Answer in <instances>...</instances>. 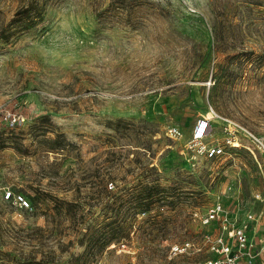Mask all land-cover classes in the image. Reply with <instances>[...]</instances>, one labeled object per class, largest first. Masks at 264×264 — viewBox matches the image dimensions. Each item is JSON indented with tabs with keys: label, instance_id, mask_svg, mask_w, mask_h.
Segmentation results:
<instances>
[{
	"label": "rangeland",
	"instance_id": "obj_1",
	"mask_svg": "<svg viewBox=\"0 0 264 264\" xmlns=\"http://www.w3.org/2000/svg\"><path fill=\"white\" fill-rule=\"evenodd\" d=\"M60 2L0 0V264H196L237 228L264 262V0H87L84 41L147 7L163 47L45 82L22 37Z\"/></svg>",
	"mask_w": 264,
	"mask_h": 264
},
{
	"label": "clouds",
	"instance_id": "obj_2",
	"mask_svg": "<svg viewBox=\"0 0 264 264\" xmlns=\"http://www.w3.org/2000/svg\"><path fill=\"white\" fill-rule=\"evenodd\" d=\"M149 2L155 6V0ZM87 10V0H62L55 6L53 23L47 33L22 37L28 43V57L43 65L49 73L45 82L78 71L84 63L95 77L102 75L107 80L116 63L134 62L137 53L159 52L163 47L158 37L164 25L150 8L143 10L138 27L133 29L117 22L104 29L106 38L86 42L77 29L87 24ZM100 99L105 103L114 102L105 95Z\"/></svg>",
	"mask_w": 264,
	"mask_h": 264
},
{
	"label": "built area",
	"instance_id": "obj_3",
	"mask_svg": "<svg viewBox=\"0 0 264 264\" xmlns=\"http://www.w3.org/2000/svg\"><path fill=\"white\" fill-rule=\"evenodd\" d=\"M8 116L11 117V120L14 122L16 118L14 115L8 113ZM203 126V127H202ZM210 130V120L206 116H201L198 118L194 124L192 130V140L195 142H200L203 140ZM169 132L173 135H179V131L172 128L169 129ZM222 147L219 144H207L204 148V154L206 157H215L222 153ZM110 189H113V186H109ZM11 192L8 190L4 193V198H9ZM16 202L20 206H28V202L21 195L13 196ZM219 204L212 207L207 212V218H219ZM231 234L236 237V247L232 248L230 244L225 242L222 238L216 239L212 242L211 249L217 252L219 255L207 258L202 261L197 262L196 264H264L260 262L261 251L252 249L249 244L247 237L244 233L243 228H237L234 232L232 230ZM264 249V246H263Z\"/></svg>",
	"mask_w": 264,
	"mask_h": 264
},
{
	"label": "bare ground",
	"instance_id": "obj_4",
	"mask_svg": "<svg viewBox=\"0 0 264 264\" xmlns=\"http://www.w3.org/2000/svg\"><path fill=\"white\" fill-rule=\"evenodd\" d=\"M208 117H210V116H208Z\"/></svg>",
	"mask_w": 264,
	"mask_h": 264
},
{
	"label": "snow or ice",
	"instance_id": "obj_5",
	"mask_svg": "<svg viewBox=\"0 0 264 264\" xmlns=\"http://www.w3.org/2000/svg\"><path fill=\"white\" fill-rule=\"evenodd\" d=\"M203 127V126H202Z\"/></svg>",
	"mask_w": 264,
	"mask_h": 264
}]
</instances>
